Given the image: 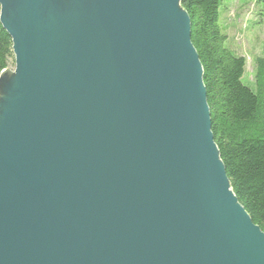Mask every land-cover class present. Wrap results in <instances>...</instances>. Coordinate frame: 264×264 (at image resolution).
<instances>
[{"label":"water","instance_id":"1","mask_svg":"<svg viewBox=\"0 0 264 264\" xmlns=\"http://www.w3.org/2000/svg\"><path fill=\"white\" fill-rule=\"evenodd\" d=\"M181 3L0 0V264H264Z\"/></svg>","mask_w":264,"mask_h":264},{"label":"trees","instance_id":"2","mask_svg":"<svg viewBox=\"0 0 264 264\" xmlns=\"http://www.w3.org/2000/svg\"><path fill=\"white\" fill-rule=\"evenodd\" d=\"M221 0H182L192 43L204 70L212 133L231 188L264 232V56L256 60L255 88L243 83L246 60L227 46ZM263 6L264 0H257ZM10 36L0 23V75L14 63Z\"/></svg>","mask_w":264,"mask_h":264},{"label":"rangeland","instance_id":"3","mask_svg":"<svg viewBox=\"0 0 264 264\" xmlns=\"http://www.w3.org/2000/svg\"><path fill=\"white\" fill-rule=\"evenodd\" d=\"M220 27L228 40L226 46L246 60L243 83L255 88L256 60L264 56V8L257 0H221ZM15 72V61L0 77V97L5 83Z\"/></svg>","mask_w":264,"mask_h":264},{"label":"bare ground","instance_id":"4","mask_svg":"<svg viewBox=\"0 0 264 264\" xmlns=\"http://www.w3.org/2000/svg\"><path fill=\"white\" fill-rule=\"evenodd\" d=\"M2 73H3V72H2ZM2 73H1V74H2ZM0 76H1V75H0Z\"/></svg>","mask_w":264,"mask_h":264}]
</instances>
